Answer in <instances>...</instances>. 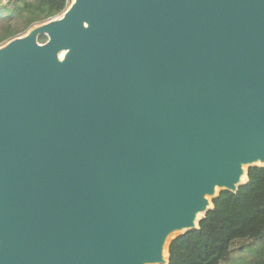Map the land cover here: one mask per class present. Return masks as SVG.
<instances>
[{"label":"water","instance_id":"95a60500","mask_svg":"<svg viewBox=\"0 0 264 264\" xmlns=\"http://www.w3.org/2000/svg\"><path fill=\"white\" fill-rule=\"evenodd\" d=\"M253 167L264 0H70L0 46V264H169Z\"/></svg>","mask_w":264,"mask_h":264},{"label":"trees","instance_id":"16d2710c","mask_svg":"<svg viewBox=\"0 0 264 264\" xmlns=\"http://www.w3.org/2000/svg\"><path fill=\"white\" fill-rule=\"evenodd\" d=\"M69 3L8 0L0 6V44L60 15ZM212 205L197 230L170 243L169 264H228L232 246L244 240L249 242L248 252L236 264H264V167L249 168L247 184L236 193L221 192Z\"/></svg>","mask_w":264,"mask_h":264},{"label":"rangeland","instance_id":"374dc122","mask_svg":"<svg viewBox=\"0 0 264 264\" xmlns=\"http://www.w3.org/2000/svg\"><path fill=\"white\" fill-rule=\"evenodd\" d=\"M8 2V0H6ZM4 3V1H3ZM2 2L0 3L1 5H4ZM7 4V3H6ZM3 44L1 43L0 46H2ZM249 245V242L244 240V241H240V242H236L233 246H232V252L230 255V260L228 261V264H236L237 262H239V258L241 255L244 256L245 251L248 252L247 250V246ZM223 264H227L226 262Z\"/></svg>","mask_w":264,"mask_h":264},{"label":"built area","instance_id":"2783aa9c","mask_svg":"<svg viewBox=\"0 0 264 264\" xmlns=\"http://www.w3.org/2000/svg\"><path fill=\"white\" fill-rule=\"evenodd\" d=\"M2 3H3V1H4V3L3 4H6L7 3V1L6 0H0Z\"/></svg>","mask_w":264,"mask_h":264}]
</instances>
